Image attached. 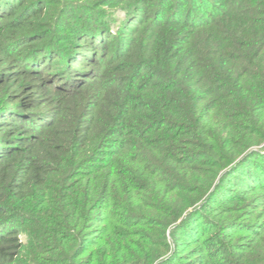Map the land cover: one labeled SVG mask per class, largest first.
Wrapping results in <instances>:
<instances>
[{
    "label": "trees",
    "instance_id": "16d2710c",
    "mask_svg": "<svg viewBox=\"0 0 264 264\" xmlns=\"http://www.w3.org/2000/svg\"><path fill=\"white\" fill-rule=\"evenodd\" d=\"M0 264H264V0H0Z\"/></svg>",
    "mask_w": 264,
    "mask_h": 264
}]
</instances>
